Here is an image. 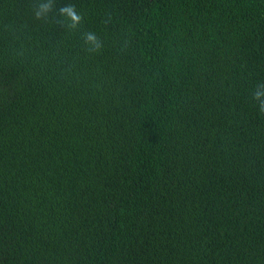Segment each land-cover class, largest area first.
I'll use <instances>...</instances> for the list:
<instances>
[{"label":"trees","instance_id":"obj_1","mask_svg":"<svg viewBox=\"0 0 264 264\" xmlns=\"http://www.w3.org/2000/svg\"><path fill=\"white\" fill-rule=\"evenodd\" d=\"M262 102L264 0H0V264H264Z\"/></svg>","mask_w":264,"mask_h":264},{"label":"clouds","instance_id":"obj_2","mask_svg":"<svg viewBox=\"0 0 264 264\" xmlns=\"http://www.w3.org/2000/svg\"><path fill=\"white\" fill-rule=\"evenodd\" d=\"M42 7L44 8L45 11L48 10V6H47V5H44V6H42ZM61 12H66V13H68V15L71 17V19H72V21H73L74 23H78V22L80 21V19H81L80 16H78V15L75 13V11H74V9H73L72 7H65V8H62V9H61ZM37 16H39V13H37ZM88 39H89V40H95L96 37H95L94 35L89 34ZM260 95H261V93L256 92V93L254 94V97H255L256 99H259V96H260ZM261 111H264V102L261 103Z\"/></svg>","mask_w":264,"mask_h":264}]
</instances>
